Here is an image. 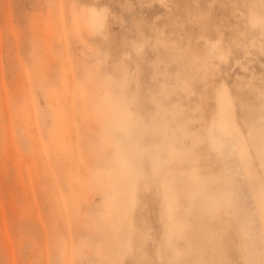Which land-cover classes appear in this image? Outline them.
<instances>
[{
    "label": "rangeland",
    "instance_id": "374dc122",
    "mask_svg": "<svg viewBox=\"0 0 264 264\" xmlns=\"http://www.w3.org/2000/svg\"><path fill=\"white\" fill-rule=\"evenodd\" d=\"M225 103L241 131L248 106L264 113L260 0H0V264H98L88 246L103 232L108 199L94 186L109 175L102 148L112 128L134 134L136 206L124 264H170L157 255L163 227L148 155L162 140L154 120L167 110L174 130L207 137L212 125H226ZM194 155H166L160 171L215 178L220 163L209 142L195 144ZM254 166L245 158L238 169L256 198L243 180L240 198L260 229L254 201L263 209L264 192ZM71 183L97 190L84 213Z\"/></svg>",
    "mask_w": 264,
    "mask_h": 264
},
{
    "label": "bare ground",
    "instance_id": "6f19581e",
    "mask_svg": "<svg viewBox=\"0 0 264 264\" xmlns=\"http://www.w3.org/2000/svg\"><path fill=\"white\" fill-rule=\"evenodd\" d=\"M260 22L264 28L262 0ZM100 27L103 28V24L98 25L96 30ZM212 48L214 54L222 55L216 43H212ZM247 109L246 117L241 119V131L234 127V113L225 103L226 125L223 122L212 125L207 137L190 133L183 125H178L179 131L174 130L170 126L171 121L166 118L167 110L164 114L160 110L154 120L155 133L160 134L162 142L156 144L148 156L161 206L163 235L157 249L160 259L165 258L170 264L179 260L183 264H230L233 262L230 253L235 251L241 264H262L259 263L262 260L259 261V257L262 253L264 260V204L261 209L258 201H254V210L259 215L256 217L261 221L260 229H257V222L254 223L253 218L255 214L240 198L241 194H247L248 191L256 198L257 189L252 185L251 178L244 173L241 175L238 168L245 158L256 160L252 178L257 181L258 189L264 192V123L262 114L256 113L258 111L254 106H248ZM170 114L176 119L174 111ZM91 130L99 131L95 124L91 125ZM111 133V146L102 148L103 155L108 157L106 165L109 175L104 184L99 183L101 177H97L94 186L96 188L100 185L98 191L108 199L104 210L103 232L96 239L88 236L91 238L88 249H91L93 243L98 264H124L133 243L132 213L136 206V174L131 148L134 134L131 129L114 128ZM74 140L77 148L80 142ZM203 141L209 142V148L220 163L215 178L202 177L195 169L182 171L177 176H167V172L160 171L169 160L165 158L166 155L176 156L179 160L194 159V145ZM62 146H70L68 139L63 141ZM250 151L253 154L251 156ZM80 174L91 182L88 172L82 170ZM242 180L248 186L245 193L240 189L243 183L241 186L239 182ZM71 185L77 197L84 200L81 206L84 213L86 206H93L96 189L82 190L78 184ZM245 204L248 205L247 202ZM87 230L90 231L89 228ZM74 247L76 243L70 242L71 255ZM77 250L80 252L82 249L77 247ZM82 253L83 259L90 256L86 250ZM77 258L81 260L80 256Z\"/></svg>",
    "mask_w": 264,
    "mask_h": 264
},
{
    "label": "snow or ice",
    "instance_id": "6c2138e0",
    "mask_svg": "<svg viewBox=\"0 0 264 264\" xmlns=\"http://www.w3.org/2000/svg\"><path fill=\"white\" fill-rule=\"evenodd\" d=\"M262 123H264V113H262Z\"/></svg>",
    "mask_w": 264,
    "mask_h": 264
}]
</instances>
